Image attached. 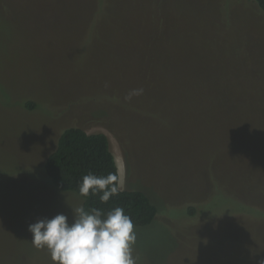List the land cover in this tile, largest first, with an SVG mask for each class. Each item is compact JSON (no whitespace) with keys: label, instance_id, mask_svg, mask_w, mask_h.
Here are the masks:
<instances>
[{"label":"rangeland","instance_id":"374dc122","mask_svg":"<svg viewBox=\"0 0 264 264\" xmlns=\"http://www.w3.org/2000/svg\"><path fill=\"white\" fill-rule=\"evenodd\" d=\"M71 126L106 134L119 187L158 209L134 227L136 264L264 261V15L252 1L0 0V264H52L28 226L81 205L44 171Z\"/></svg>","mask_w":264,"mask_h":264},{"label":"clouds","instance_id":"9594fccd","mask_svg":"<svg viewBox=\"0 0 264 264\" xmlns=\"http://www.w3.org/2000/svg\"><path fill=\"white\" fill-rule=\"evenodd\" d=\"M116 181L112 173L105 176L88 172L78 184L79 194H100V201L107 203L117 194ZM71 210V221L61 213L28 226L33 247L47 250L52 264H136L134 223L122 207L106 212L83 206Z\"/></svg>","mask_w":264,"mask_h":264},{"label":"trees","instance_id":"16d2710c","mask_svg":"<svg viewBox=\"0 0 264 264\" xmlns=\"http://www.w3.org/2000/svg\"><path fill=\"white\" fill-rule=\"evenodd\" d=\"M264 15V0H250ZM146 14V13H145ZM153 18V17H152ZM25 107L32 109L35 103L25 101ZM47 179L57 189L73 193L81 198L85 209L100 208L108 211L116 206L125 210L134 223V227L149 225L155 218L158 209L152 200L140 190H126L119 187V173L116 160L110 148L109 139L102 132L89 133L81 127L65 128L56 143L55 148L47 155L44 162ZM93 172L97 175L114 174L117 177L115 186L117 194L107 203L99 199V195L89 194L82 197L78 184L82 175ZM196 206L190 205L189 215H194Z\"/></svg>","mask_w":264,"mask_h":264},{"label":"crops","instance_id":"0c3cea01","mask_svg":"<svg viewBox=\"0 0 264 264\" xmlns=\"http://www.w3.org/2000/svg\"><path fill=\"white\" fill-rule=\"evenodd\" d=\"M114 154V153H113ZM114 157H116L115 155H114ZM115 160H116V158H115ZM116 164H117V167H118V173H119V168H120V166H119V163H118V161L116 160Z\"/></svg>","mask_w":264,"mask_h":264},{"label":"bare ground","instance_id":"6f19581e","mask_svg":"<svg viewBox=\"0 0 264 264\" xmlns=\"http://www.w3.org/2000/svg\"><path fill=\"white\" fill-rule=\"evenodd\" d=\"M111 143V142H110ZM114 151V150H113ZM115 152V151H114ZM117 153V152H116ZM114 155H117V154H114ZM120 170V169H119Z\"/></svg>","mask_w":264,"mask_h":264}]
</instances>
